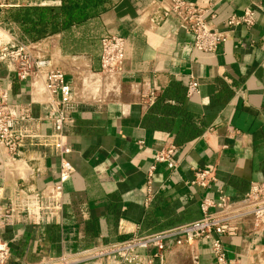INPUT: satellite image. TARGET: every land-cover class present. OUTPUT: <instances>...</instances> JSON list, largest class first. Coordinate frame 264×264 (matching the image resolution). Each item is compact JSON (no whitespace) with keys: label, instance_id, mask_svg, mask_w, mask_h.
Wrapping results in <instances>:
<instances>
[{"label":"crops","instance_id":"0c3cea01","mask_svg":"<svg viewBox=\"0 0 264 264\" xmlns=\"http://www.w3.org/2000/svg\"><path fill=\"white\" fill-rule=\"evenodd\" d=\"M187 1L214 13L217 29L246 8L255 10V24L236 28L216 53H205L193 47L194 36L175 16L158 25L150 21L160 0H118L100 15L107 35L126 38L124 70L117 79L93 74L100 71L101 54H62L60 35L55 34L61 59L68 65L67 80L75 86V104L64 130L72 146L68 159L74 173L64 184L59 222L36 226L21 218L12 229L0 226V239L11 246L12 263L85 254L125 237L119 233L122 222L139 234L176 228L200 219L202 199L216 198L219 187L232 200H241L253 182L264 181V0ZM193 78L199 81V92L189 94ZM172 84L181 85L179 95L156 106L157 97ZM0 85L11 86L10 102L32 103L29 81H19L6 67L0 70ZM153 92L157 97L150 104L146 101ZM163 104L177 113L165 114ZM31 108L35 117L48 114L43 104L35 102ZM40 129L48 133L52 127L42 122ZM170 143L177 146L178 166L174 170L165 163L156 165L152 187L157 193L146 206L148 171ZM6 160L0 146V208L6 207L22 175L24 184L38 191L59 180L60 160L49 150L25 149L21 161L27 168L22 175L17 166L3 164ZM193 167L214 170L217 181L207 188L191 186ZM253 228L248 218L237 235L223 237L229 258L242 264L264 261V236ZM211 244V239L184 246L168 240L162 257H154L152 264H216ZM75 264L118 263L108 257Z\"/></svg>","mask_w":264,"mask_h":264},{"label":"built area","instance_id":"2783aa9c","mask_svg":"<svg viewBox=\"0 0 264 264\" xmlns=\"http://www.w3.org/2000/svg\"><path fill=\"white\" fill-rule=\"evenodd\" d=\"M20 1L0 0V11L30 5ZM160 1L161 4H154L150 21L158 25L175 16L186 32L194 36L193 47L205 53H216L220 46L230 39L236 28H250L255 24L256 12L252 8H246L242 14L231 15L225 22V28L217 29L212 22L215 14L209 13L208 9L187 0ZM54 36L26 44L0 23V70L6 67L19 81H29L32 103L48 107L46 116L35 117L32 113V103L22 105L10 102L11 86L0 85V146L7 155L3 164L15 165L17 171L21 175L24 174L27 166L21 161V155L27 148L49 150L60 160L59 180L41 191L26 186L23 182L25 177L22 175V183L13 186L6 207L0 208V226L14 225L21 218L36 226L56 223L61 219L64 210V184L74 173V167L68 159L72 146L64 130L69 118V109L75 104V86L67 80L68 65L61 59ZM126 45L124 36H105L101 42L100 71L92 73L119 78L124 70ZM197 92L199 81L193 78L188 84V93ZM156 97V92H153L146 102L153 104ZM42 122L51 124V132H42ZM176 149V144L170 143L157 153L155 162L148 171L146 206H149L157 193L152 187L156 165L165 163L169 169L175 170L178 166L174 158ZM192 169L194 177L190 182L191 186L207 188L217 181L214 170L203 167ZM3 193V187H0V196H3ZM200 208V219L176 228L139 234L136 230H131L126 222H122L119 233L125 237L110 244L97 246L76 257L44 256L36 262L22 261L19 264H75L84 259L108 257L118 264H152L154 257H162L166 242L171 239L179 246L190 245L198 239H211V250L216 264H242L228 257L223 237L237 235L248 218H252L255 232L264 236V181L253 182L241 200H232L224 189L219 187L217 197H204ZM150 249H155V253L149 254ZM11 254L10 243L0 239V264H15L11 262ZM259 264H264V261Z\"/></svg>","mask_w":264,"mask_h":264},{"label":"trees","instance_id":"16d2710c","mask_svg":"<svg viewBox=\"0 0 264 264\" xmlns=\"http://www.w3.org/2000/svg\"><path fill=\"white\" fill-rule=\"evenodd\" d=\"M117 1L62 0L58 5L5 8L4 20L12 24L14 35L23 43L59 34L62 54L96 57L101 54V42L107 36L100 15ZM181 89V85L172 84L157 97L156 106L166 97L178 96ZM163 109L165 114L177 113L170 104H163Z\"/></svg>","mask_w":264,"mask_h":264},{"label":"rangeland","instance_id":"374dc122","mask_svg":"<svg viewBox=\"0 0 264 264\" xmlns=\"http://www.w3.org/2000/svg\"><path fill=\"white\" fill-rule=\"evenodd\" d=\"M21 3H26V0H21L20 1ZM4 17H5V12L4 10L3 11H0V23L3 27L7 28L8 26H6V22L4 20ZM8 29V28H7Z\"/></svg>","mask_w":264,"mask_h":264},{"label":"water","instance_id":"95a60500","mask_svg":"<svg viewBox=\"0 0 264 264\" xmlns=\"http://www.w3.org/2000/svg\"><path fill=\"white\" fill-rule=\"evenodd\" d=\"M14 226H15V224L11 225V226H8V227H9V229H12V227H14ZM3 227H5V226H3Z\"/></svg>","mask_w":264,"mask_h":264},{"label":"bare ground","instance_id":"6f19581e","mask_svg":"<svg viewBox=\"0 0 264 264\" xmlns=\"http://www.w3.org/2000/svg\"><path fill=\"white\" fill-rule=\"evenodd\" d=\"M112 82H114V80H113ZM111 94H112V93H111Z\"/></svg>","mask_w":264,"mask_h":264}]
</instances>
